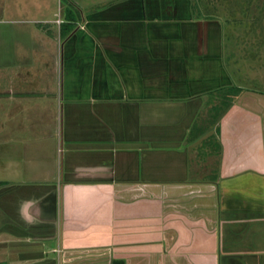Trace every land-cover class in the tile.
Masks as SVG:
<instances>
[{
	"label": "crops",
	"instance_id": "crops-1",
	"mask_svg": "<svg viewBox=\"0 0 264 264\" xmlns=\"http://www.w3.org/2000/svg\"><path fill=\"white\" fill-rule=\"evenodd\" d=\"M70 3L0 0V264H264V27Z\"/></svg>",
	"mask_w": 264,
	"mask_h": 264
},
{
	"label": "rangeland",
	"instance_id": "rangeland-1",
	"mask_svg": "<svg viewBox=\"0 0 264 264\" xmlns=\"http://www.w3.org/2000/svg\"><path fill=\"white\" fill-rule=\"evenodd\" d=\"M66 2H67V5L71 4L73 6V4L70 3L71 0H56V3L58 5H64ZM222 2H223L222 0H219V3L217 5L218 10H217L216 16L222 18L223 20L226 19L229 22V24L233 23L235 26H239V24H238V21L240 18L239 12H241L242 15L244 16L243 17L244 18L243 21L245 22L244 26L246 25V26L252 27V28L256 27V26L264 27V19H261V20L258 19L259 21H256V19H257L256 18L254 20L256 11H262V13L260 14V17H264V0H243V1L238 0L239 4L238 3L232 4V12H233L232 17L230 15L231 12L226 11L224 9V7H223L224 4ZM257 3H259L258 6H257ZM262 3H263V7L261 5ZM57 4H56V6H57ZM226 7H227V5H226ZM234 11H236V12L234 13ZM256 17H257V15H256Z\"/></svg>",
	"mask_w": 264,
	"mask_h": 264
},
{
	"label": "trees",
	"instance_id": "trees-1",
	"mask_svg": "<svg viewBox=\"0 0 264 264\" xmlns=\"http://www.w3.org/2000/svg\"><path fill=\"white\" fill-rule=\"evenodd\" d=\"M236 93H238L239 91H238V89H236V91H235Z\"/></svg>",
	"mask_w": 264,
	"mask_h": 264
}]
</instances>
